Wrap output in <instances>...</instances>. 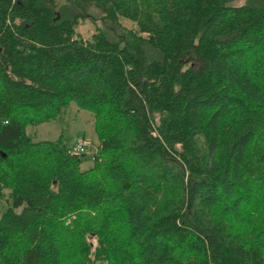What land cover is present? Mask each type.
<instances>
[{
	"label": "trees",
	"instance_id": "trees-1",
	"mask_svg": "<svg viewBox=\"0 0 264 264\" xmlns=\"http://www.w3.org/2000/svg\"><path fill=\"white\" fill-rule=\"evenodd\" d=\"M230 1L0 0V264H264V0ZM70 102L86 169L25 132Z\"/></svg>",
	"mask_w": 264,
	"mask_h": 264
},
{
	"label": "rangeland",
	"instance_id": "rangeland-1",
	"mask_svg": "<svg viewBox=\"0 0 264 264\" xmlns=\"http://www.w3.org/2000/svg\"><path fill=\"white\" fill-rule=\"evenodd\" d=\"M245 0H231L229 5H240ZM121 23L126 27H133V24L124 19H120ZM93 23L89 20H81L75 26V32L79 37L86 39L89 38L93 32ZM92 115L83 109H79L73 102H70L64 107L58 117L49 122L41 123L36 126H26L25 132L29 134L33 141L37 140H53L58 137L61 138L62 143L70 147L72 146L76 137H83L91 145L88 147L84 154L85 160L81 163L80 168L86 169L91 166V155L94 152V146L96 144V137L92 128ZM4 198L0 200V213L5 209L7 203L8 190L4 189ZM85 241L89 246V252L91 259L93 258V252L97 245L96 238L92 234L85 235ZM94 264H105L104 262L94 261Z\"/></svg>",
	"mask_w": 264,
	"mask_h": 264
},
{
	"label": "built area",
	"instance_id": "built-area-1",
	"mask_svg": "<svg viewBox=\"0 0 264 264\" xmlns=\"http://www.w3.org/2000/svg\"><path fill=\"white\" fill-rule=\"evenodd\" d=\"M91 145L83 137H76L72 146L69 147L70 152L74 154L84 153Z\"/></svg>",
	"mask_w": 264,
	"mask_h": 264
}]
</instances>
